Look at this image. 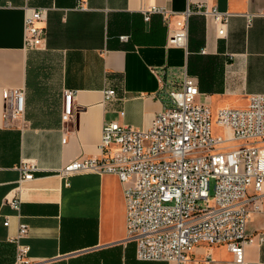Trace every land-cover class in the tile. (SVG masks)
Wrapping results in <instances>:
<instances>
[{
    "label": "crops",
    "instance_id": "0c3cea01",
    "mask_svg": "<svg viewBox=\"0 0 264 264\" xmlns=\"http://www.w3.org/2000/svg\"><path fill=\"white\" fill-rule=\"evenodd\" d=\"M198 4L231 13L224 35L214 18L193 15L188 46H178L165 15L144 17L153 6L166 7L177 14L172 28ZM39 7L46 10L39 22L44 45L30 50L26 16ZM40 56L58 60L62 76L60 95L43 121L36 99L47 90L40 83ZM185 69L198 82V101L214 111L244 107L249 94L264 93V0H0V264H15L11 238L20 222L29 225L23 242L32 264H176L137 258V244L127 238L125 185L117 175L66 178L59 170L101 154L105 123L149 129L165 105L163 82L178 85ZM19 87L27 88L24 124L4 114L6 90ZM65 89L75 92L74 116L67 120ZM107 89L118 98L106 101ZM27 160L40 169L19 192ZM15 195L22 218L6 201ZM248 233L256 240L246 248V262L264 264V212H251ZM188 264H235L234 254L225 245L201 244Z\"/></svg>",
    "mask_w": 264,
    "mask_h": 264
},
{
    "label": "built area",
    "instance_id": "2783aa9c",
    "mask_svg": "<svg viewBox=\"0 0 264 264\" xmlns=\"http://www.w3.org/2000/svg\"><path fill=\"white\" fill-rule=\"evenodd\" d=\"M45 12V8H34L26 16V47L30 50L44 45L39 22ZM154 14L165 15L172 43L184 47L188 46L193 15L214 18L221 35L231 16L198 4L188 7L171 28L175 12L153 6L144 12L145 20ZM247 17L251 22L252 16ZM121 38L127 40L128 36ZM176 81V86L173 81L163 82L165 105L149 129L117 121L105 123L101 154L73 160L59 172L66 178L81 173L119 177L125 185L127 238L136 242L141 261L188 264L194 249L208 244L225 245L234 254L235 264H249L246 248L256 240L248 233L249 217L253 211L264 212V93L249 94L244 107L225 106L214 111L198 101V82L187 69ZM5 94V117L24 124L27 88L7 89ZM74 97V90H64L63 120L74 116ZM117 98L115 89L105 91L106 101ZM219 130L225 136L217 135ZM39 169L33 161L22 163L19 192L22 183L33 179ZM6 201L22 218L21 197ZM4 224H10L9 218ZM28 234L29 225L20 222L18 233L11 238L16 244L15 264H32L30 245L23 242ZM260 241L264 242V236Z\"/></svg>",
    "mask_w": 264,
    "mask_h": 264
},
{
    "label": "rangeland",
    "instance_id": "374dc122",
    "mask_svg": "<svg viewBox=\"0 0 264 264\" xmlns=\"http://www.w3.org/2000/svg\"><path fill=\"white\" fill-rule=\"evenodd\" d=\"M43 57L40 56L39 61H42L41 63L45 64L44 69H42V74L40 71V83L42 86L47 88V93L45 91L46 96L42 95L41 93L37 96V103L39 107H41L40 111H38V116L40 117V120L43 121V118L45 117V112H51L52 105L57 101L60 92H61V84H62V76L60 74V65L59 61L56 59H43ZM44 107V109H43ZM48 107V108H47ZM47 108V109H46ZM44 116V117H43ZM218 130V129H217ZM221 132H218L219 136H225L222 132V130H219ZM214 180L211 183V196H210V202L214 203Z\"/></svg>",
    "mask_w": 264,
    "mask_h": 264
}]
</instances>
